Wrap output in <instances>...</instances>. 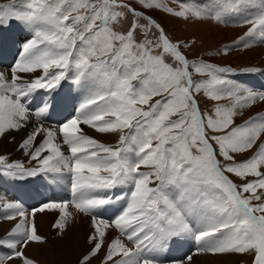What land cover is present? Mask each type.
I'll use <instances>...</instances> for the list:
<instances>
[{
  "label": "snow or ice",
  "instance_id": "obj_1",
  "mask_svg": "<svg viewBox=\"0 0 264 264\" xmlns=\"http://www.w3.org/2000/svg\"><path fill=\"white\" fill-rule=\"evenodd\" d=\"M157 15L246 30L193 54L196 42L174 39ZM17 27L25 39L0 70V138L23 133L29 166L0 155V178L22 188L41 179L68 195L31 211L0 195V221L14 222L0 236V264H37L25 250L47 243L36 220L45 212L61 238L89 219L78 264H264V110L242 119L264 105V86L241 78L264 69L216 62L264 45V0L0 4V44ZM51 115L59 122L46 126Z\"/></svg>",
  "mask_w": 264,
  "mask_h": 264
},
{
  "label": "rangeland",
  "instance_id": "obj_2",
  "mask_svg": "<svg viewBox=\"0 0 264 264\" xmlns=\"http://www.w3.org/2000/svg\"><path fill=\"white\" fill-rule=\"evenodd\" d=\"M3 1L5 2L8 0H0V3ZM172 6L177 7L175 4ZM156 18L165 26L166 30L173 36L174 39L186 41L194 40L196 44L193 48V54L215 50L225 44H230L232 41L236 40L237 37L243 35L246 30L245 28L237 27L235 23L217 25L213 22H184L183 20L163 15H157ZM261 46H257L250 50L241 49L232 51L227 56L216 58V62L222 66L231 65L237 70L250 66L264 69V55H260L259 52L256 51L261 49ZM201 107L203 108L204 105L202 104ZM259 107L264 108V105H257L251 109H246L242 119H247L252 113H255V110H257V108L259 109ZM257 112L258 111H256V113ZM237 123H241V119H238ZM98 138L104 142H115L112 137L99 136ZM19 142V138H16L15 141H11L10 137L0 138V155L7 156L9 162L21 161L24 162L26 166H29L27 164V157H25L22 152L18 150ZM253 151H255V148ZM251 154L252 153L249 152L246 155L250 156ZM244 158L245 157H238V159ZM10 198L15 200V196H10ZM185 246L186 245H181V247L179 246L177 250H171L172 254L175 253L178 255L175 259H179L183 256L182 253ZM48 250L49 251H39V253H35V257H33L29 251H25L26 255L37 261V264H78L81 255L87 251L86 249H82L80 251H73L71 249H59L52 251L51 248ZM250 259L251 258L249 257H245V264H250ZM13 264H19V261H15ZM93 264L98 263L93 261Z\"/></svg>",
  "mask_w": 264,
  "mask_h": 264
},
{
  "label": "bare ground",
  "instance_id": "obj_3",
  "mask_svg": "<svg viewBox=\"0 0 264 264\" xmlns=\"http://www.w3.org/2000/svg\"><path fill=\"white\" fill-rule=\"evenodd\" d=\"M9 31H6L4 34V40L2 44H0V70H5V68L2 67V61L3 58H7L8 62H11L13 60L17 49L12 46L10 39L8 37ZM259 52L260 55H264V46H261V49L256 50ZM254 83H256V78L252 80ZM42 90L36 94V101H39ZM50 120L57 121L59 120V116L57 115H51L47 121H45V125L49 126L51 124H48L47 122ZM87 131V129H86ZM92 135H97V138L99 137L98 134L91 133ZM15 136L16 138H19L21 140V137L23 136V133H10L9 137ZM99 139V138H98ZM18 143V142H17ZM7 182L9 186L15 185L14 182L9 180L7 178ZM35 192L39 190H43L41 194H35L34 197L39 200V202L42 204L46 200L49 199H57L58 197L62 198V195L65 192H62L59 189H53L50 187H46V182L41 179H37L36 182L28 184ZM0 195L4 196L8 200H12L10 196L6 195L5 193L0 192ZM24 206L26 208V200L23 201ZM31 200L29 201V206L26 208L29 211H31ZM105 215L108 214V212L104 213ZM56 215L53 213H37L36 220L39 227V234L45 236L47 238V243L42 245H30L26 251H29L33 257H35V253H39V251H49L48 249L53 250H67L71 249L73 251H80L82 249H88V245L86 243V236L88 235L90 229L89 219L83 216H78L75 221L71 222L69 228L67 229L66 234L61 238L57 235L56 230L52 228V224L55 222ZM14 222L9 221H0V236L4 235L5 231L10 229L13 226ZM112 235H115V232L110 230ZM181 247V246H180ZM45 248V249H44ZM177 250V248H176ZM28 252V253H29ZM178 256V255H177ZM196 260V264H235V260L239 258H228V257H205V256H199L194 257ZM95 263H98L97 261H94Z\"/></svg>",
  "mask_w": 264,
  "mask_h": 264
}]
</instances>
